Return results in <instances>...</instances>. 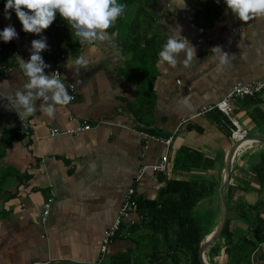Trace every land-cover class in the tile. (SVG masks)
Returning <instances> with one entry per match:
<instances>
[{
  "label": "crops",
  "instance_id": "0c3cea01",
  "mask_svg": "<svg viewBox=\"0 0 264 264\" xmlns=\"http://www.w3.org/2000/svg\"><path fill=\"white\" fill-rule=\"evenodd\" d=\"M201 4L200 0H146L142 11L128 9L124 16L127 20L137 13L145 23L140 29L146 37H155L163 46L171 36L190 42L196 57L187 66L181 61L173 68L159 57L151 61V54L144 58L138 53L132 59V51L123 45L125 26H116L107 31L109 41L80 44L78 40V47L59 50L58 55L64 54L60 79L73 100L57 105L54 118L42 111L43 101H36V112L26 119L19 117L14 98L17 91H26L22 65L30 57L36 34L25 33L11 14L6 19L0 7V25H12L18 33L13 39L14 63L5 67L4 74L0 71V264H111L113 255L126 250L138 258L131 238L137 233L122 231L96 261L101 232L115 218L130 185L135 198L141 199L154 198L166 179L211 180L217 188L231 144L230 123L216 111L195 112L222 98L235 82L264 79V17L243 22L221 7L217 15L209 14L204 25L195 24ZM216 46L228 53L226 62H221ZM42 53L50 65L45 73L51 74L54 61ZM80 55L89 65L77 71L74 60ZM136 59L139 64L132 67ZM179 59H184L183 53ZM67 64L73 68L67 69ZM253 107L264 114V88L235 101L232 114L246 134L264 136V124L251 118ZM19 120L32 128L24 143L14 134ZM81 120L90 128L48 135V128L64 131ZM167 135L172 136L167 146L150 137ZM184 151L195 153L194 162L210 161V165L179 166ZM262 152L264 143L253 140L231 160L225 184L230 191L226 218L236 234L249 231L237 216V202L255 205L253 213L263 221L264 232V176L259 182L253 171ZM163 154L167 155L164 173L145 171L134 180L141 164L155 163ZM213 189L207 197L214 211ZM44 201L49 202V210L41 223ZM218 217L219 213L213 220ZM216 223L208 224L206 234ZM219 244L222 251V238ZM262 251L264 240L251 254L252 264L264 263L259 258ZM202 257L208 264L226 259L221 252L211 256L203 251Z\"/></svg>",
  "mask_w": 264,
  "mask_h": 264
},
{
  "label": "trees",
  "instance_id": "16d2710c",
  "mask_svg": "<svg viewBox=\"0 0 264 264\" xmlns=\"http://www.w3.org/2000/svg\"><path fill=\"white\" fill-rule=\"evenodd\" d=\"M145 1L117 0L118 3L126 5V8L123 15L107 31L114 30L116 26L122 27L126 25L127 30L123 37V45L126 46L127 50L132 51V59H135L138 53L144 58L147 54H151V61H155L159 57V52L163 50L162 41L158 43L155 41V37H146L144 31L140 29V27L145 26V23L141 18L137 17V13L131 16L128 22L124 18L129 6H134L135 10L140 12L144 9L143 4ZM200 1H202V4L195 12V24L204 25L210 20L209 14L217 15L221 7L227 8L224 0H218V2L217 0ZM5 3L6 0H0V7L4 8ZM8 11L16 17L14 10L9 9ZM16 20L20 24L17 17ZM3 29L4 26L0 25V31ZM41 36L46 37L48 45V50L43 51L42 55L52 61L58 57L60 49L72 50L78 47V38L74 35V30L67 25L66 21L58 13L54 22L47 29L43 30L39 35L36 34V39H40ZM13 53V40L7 43L0 40V71L7 66L13 65ZM131 62L135 63L132 67L139 64L137 59ZM217 113L226 120L221 113ZM250 115L257 124H264V114L257 107L251 109ZM194 154L184 151L179 166L210 165V161L207 163L200 162V160L199 162H194L192 159ZM253 169L258 181L262 182L264 176V152L260 154L258 162L253 166ZM213 186V181L205 179H166L164 184L158 188L154 198H135L136 212L141 218L139 222L124 230L127 234L137 233V235L131 237L135 241L137 249H140L137 238H143L146 234L148 240L153 242L151 244L152 248L147 249V254L142 257L144 260L142 264H199L197 248L203 235L207 232L205 233L202 230L199 220L192 214V208L200 199L211 194ZM229 192L228 187H226L228 197L230 196ZM235 208L237 216L248 225L249 231H239L236 234L235 231L237 229L233 231L229 229L228 219L226 218L219 235L220 239L222 238V244L226 247L225 252L220 251V244L214 242L204 250V254L215 256L220 252L224 253L226 259L221 264H252L251 254L259 243L264 240L263 221L258 217L257 213H253L255 205L248 206L237 202ZM142 227L147 230V233L141 235L138 230ZM159 244L163 246L160 249L158 247ZM259 258L264 260L263 251L260 253ZM110 263L140 264L137 262V257L134 258L127 250L113 255L110 258Z\"/></svg>",
  "mask_w": 264,
  "mask_h": 264
},
{
  "label": "clouds",
  "instance_id": "9594fccd",
  "mask_svg": "<svg viewBox=\"0 0 264 264\" xmlns=\"http://www.w3.org/2000/svg\"><path fill=\"white\" fill-rule=\"evenodd\" d=\"M224 3L239 21L247 22L256 17H264V0H224ZM125 8L126 5L117 0H6L4 5L6 19L11 18L8 10H14L22 30L37 35L54 22L58 13L74 30L80 44L109 41L107 29L123 15ZM17 38L18 33L12 25L0 31V40L5 43ZM213 49L220 54L221 62H226L228 53L223 52L220 46ZM46 50V37L41 36L40 39L31 41L30 57L22 65L23 74L27 77L23 86L26 91H17L14 98L20 118L26 119L36 112V101H43L42 111L47 117L54 118L57 105L66 106L73 100L58 71L45 73L50 65L44 62L41 52ZM195 51V47L186 39L178 40L177 36H171L159 52L160 62H167L175 68L183 61L187 66L196 57ZM181 53L184 54L182 60L179 59ZM74 65L79 71V68L86 69L89 61L80 55L74 60ZM65 67L72 69L73 64Z\"/></svg>",
  "mask_w": 264,
  "mask_h": 264
},
{
  "label": "built area",
  "instance_id": "2783aa9c",
  "mask_svg": "<svg viewBox=\"0 0 264 264\" xmlns=\"http://www.w3.org/2000/svg\"><path fill=\"white\" fill-rule=\"evenodd\" d=\"M202 39V37H198L197 40ZM64 57L63 51L58 55V57L54 60L52 65V72L58 71L60 73V60ZM3 74L5 68L2 70ZM72 85H69L71 88ZM264 88V79L257 80L253 82H235L230 89L220 98L219 100L208 103L200 107L195 114L202 115L209 111H217L221 113L230 123V132L229 137L231 141H240L241 142L237 145L236 150L233 153V157L236 154L242 152V150L249 146L252 142L251 139L246 138V130L240 127L239 121L235 118L232 114V104L237 101L241 100L244 97H251L254 96L258 91ZM90 123L81 120L75 127L65 129L64 131L58 128H48V135L53 136L61 133L65 134H75L80 131L86 130L90 128ZM14 134L18 140L21 142H27L32 134L31 125L25 120H19L14 128ZM148 136V135H147ZM154 138L156 141L163 143L167 146L172 136H150ZM243 143V144H242ZM167 165V155L163 154L155 163L152 164H141L139 168L136 170L135 179L140 178V176L145 171H150L151 173H164L166 170ZM49 210V202L44 201L41 204V211L39 215V220L43 223L47 217ZM135 214V217L132 215ZM141 216L136 212V202H135V188L134 185H130L127 190L125 191L122 201L117 209L115 218L111 222V224L105 227L100 236L99 242V257L96 261H100L101 257L108 248V245L111 241L115 238V236H119L122 231L125 232V228L134 225L135 223L139 222Z\"/></svg>",
  "mask_w": 264,
  "mask_h": 264
},
{
  "label": "water",
  "instance_id": "95a60500",
  "mask_svg": "<svg viewBox=\"0 0 264 264\" xmlns=\"http://www.w3.org/2000/svg\"><path fill=\"white\" fill-rule=\"evenodd\" d=\"M246 138L259 142L264 143V136L260 135H246ZM241 142L240 141H232V143L229 145L223 162V175L222 178L218 184V197H219V217L216 225L213 227L211 232L206 234V236L201 239L198 248H197V259L199 264H208L203 260L202 253L203 251L211 244L216 242V240L219 238L220 232L223 228L225 219H226V201L224 197V187L229 177L230 172V164L231 160L233 158V153L237 148V145ZM226 247H223L222 252H225ZM65 264H78V263H65Z\"/></svg>",
  "mask_w": 264,
  "mask_h": 264
},
{
  "label": "rangeland",
  "instance_id": "374dc122",
  "mask_svg": "<svg viewBox=\"0 0 264 264\" xmlns=\"http://www.w3.org/2000/svg\"><path fill=\"white\" fill-rule=\"evenodd\" d=\"M132 8H134V7L129 6L127 8V10L128 9H132ZM8 13H10V12H8ZM13 20H14V22L17 25L18 22L16 21V17L13 16ZM126 22H128V19L126 20ZM124 28L127 30L126 25H125ZM246 135L249 136L250 133H248ZM231 143H232V141H231ZM226 187H225V190H224V195H225V201H226L227 206H228L229 197L226 194ZM217 190H218V185H217V188L214 187V189H213V195H212V197L215 199V202H214L215 203V206L217 207L216 209H214V211L209 207V201H211V197H205V198L201 199L192 208V214L199 220V222L201 224V227H202V230L205 231V233L210 229V226L208 225L209 223H212V221H213V223L215 221H218V218L216 220L215 219L213 220V217L214 216H217V213H219V197H218V191ZM228 209H229V212H230V207ZM138 233H140L142 235L143 233H147V230H145L142 227L140 230H138ZM137 239H138V245H139V248L140 249H137L135 251V253L138 255L137 262L140 263V264H142L143 261H144L142 257H144V255L147 254V249L152 248V245L151 244L153 242L151 240H148L147 234L143 238H140V239L137 238ZM220 240L221 239L219 237L216 242L219 244ZM145 247H146V250H145ZM158 247L160 249L163 246L161 244H159ZM209 262H210V264L213 263L210 260H209Z\"/></svg>",
  "mask_w": 264,
  "mask_h": 264
}]
</instances>
